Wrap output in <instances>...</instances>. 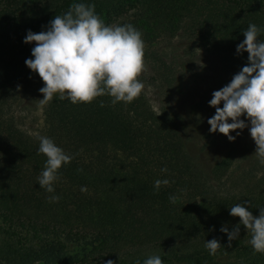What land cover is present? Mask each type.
Listing matches in <instances>:
<instances>
[{
	"label": "trees",
	"instance_id": "1",
	"mask_svg": "<svg viewBox=\"0 0 264 264\" xmlns=\"http://www.w3.org/2000/svg\"><path fill=\"white\" fill-rule=\"evenodd\" d=\"M133 1L148 15L143 26L188 31L226 74L236 75L248 62V54L238 55L236 49L249 24L261 29L258 41H264V0L0 3V264H143L153 255L163 264H219L217 255L235 249L253 252L251 264H264V254L237 239L227 247V234L220 231L226 226L231 232L239 224L230 215L237 203L254 217L264 208V165L254 155L232 185L221 183L238 156L235 141L204 166L178 134L184 125L181 116L171 113V131L162 117L156 118L150 138L139 131L141 96L115 105L107 95L90 104L73 105L58 97L41 102L43 82L25 65L35 46L23 42L27 32L46 31L54 16L66 13L73 3L94 4L95 13L110 25ZM27 79L35 81L32 95L42 112L41 128L32 134L2 113L9 89ZM174 89L179 87L175 84ZM39 136L73 156L59 170L53 193L38 184L46 163L38 154ZM241 141L242 151L250 150L253 140ZM158 179L169 183L157 190ZM52 195L60 199L52 202ZM170 196L177 197L175 203ZM212 239L222 246L215 257L205 248Z\"/></svg>",
	"mask_w": 264,
	"mask_h": 264
},
{
	"label": "clouds",
	"instance_id": "2",
	"mask_svg": "<svg viewBox=\"0 0 264 264\" xmlns=\"http://www.w3.org/2000/svg\"><path fill=\"white\" fill-rule=\"evenodd\" d=\"M260 31L256 24H249L243 32L244 40L236 52L238 55L246 52L248 62L229 84L212 93L209 106L215 108V115L207 123L210 133L219 132L231 142L235 140L231 132L248 127L240 119L244 116L250 122L255 155L264 165V41H258ZM23 42L35 45L31 50L32 58L27 59L25 65L43 82L39 90L43 95L42 103L58 97L73 105L90 104L107 95L113 105L128 104L139 98L144 90L140 81L145 71V45L141 33L131 24L106 25L95 13L94 4L73 3L66 13L54 16L46 31L33 33L29 30ZM221 103L222 108L219 107ZM38 139V154L46 157L38 184L46 192L53 193L59 170L69 164L73 156L48 137L39 136ZM161 171L167 172V169ZM168 183L167 179H158L154 186L158 190ZM81 191L87 189L81 188ZM59 199L56 195L49 197L52 202ZM169 200L175 203L177 197L170 196ZM230 215L238 217L239 224L231 232L226 226L221 227L220 231L228 237L227 247L238 238L242 225L251 236L249 243L254 252L264 254V208L254 217L246 206L237 203L230 208ZM221 247L217 239L205 243L213 256ZM107 264L113 262L109 260ZM143 264H163V261L160 256L153 255Z\"/></svg>",
	"mask_w": 264,
	"mask_h": 264
},
{
	"label": "rangeland",
	"instance_id": "3",
	"mask_svg": "<svg viewBox=\"0 0 264 264\" xmlns=\"http://www.w3.org/2000/svg\"><path fill=\"white\" fill-rule=\"evenodd\" d=\"M3 2L4 0H0V3ZM125 9L126 12L115 18L116 20L110 25L131 24L141 33L144 41L145 71L140 76L144 90L140 95L142 108L138 110V113L142 114L138 117L139 122L141 121L138 125L139 131L144 132L147 138H150L151 130L155 128L157 122L156 118L162 117L168 120L171 113L181 116L184 125L178 132L179 136L185 140L188 148L196 153L204 166L210 164L215 157H218L217 155L224 152L232 141L230 142L219 132L210 133L207 121L215 115V108L210 107L209 102L212 99V93L229 84L234 75L221 71L217 59L205 54L188 31L169 33L163 30H151V26H143L148 15L143 14L134 1L127 4ZM175 84L179 87L178 91L174 89ZM35 85V81L30 79L15 84L9 89L2 112L21 131L29 134L39 131L42 124L41 102L35 95H32ZM197 104L200 108L193 109V106ZM219 107L222 108L223 103ZM240 119L244 120L248 127L242 131L237 130L230 133L235 137L234 144L238 149V156L227 174L221 179L224 187L232 185L231 182L239 177L238 175L249 169L251 165L249 157L254 155V160L257 158L254 142L250 150L249 147L247 150L242 151L241 149L240 145L243 141H238L251 139V136L250 122L244 116ZM167 126L171 131L170 121ZM237 132L240 134L237 135ZM193 172L196 173L194 170ZM250 238V234L244 228L240 229L237 238L240 245L251 246ZM252 258L253 252L245 253L240 249H235L229 253L217 255L215 261L219 264H251ZM168 264L184 263L174 260Z\"/></svg>",
	"mask_w": 264,
	"mask_h": 264
}]
</instances>
